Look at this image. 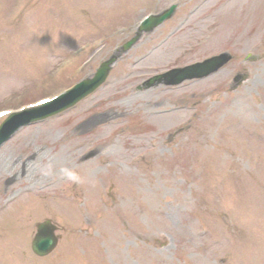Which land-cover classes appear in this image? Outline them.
Instances as JSON below:
<instances>
[{
	"label": "rangeland",
	"instance_id": "obj_1",
	"mask_svg": "<svg viewBox=\"0 0 264 264\" xmlns=\"http://www.w3.org/2000/svg\"><path fill=\"white\" fill-rule=\"evenodd\" d=\"M172 4L174 17L122 55L102 88L0 148L13 171L0 177V264H264V0H0V111L92 76ZM221 53L232 61L207 79L142 88ZM62 161L92 165L60 171ZM84 176L100 182L99 198L74 191ZM70 202L79 225L59 211ZM45 220L60 242L38 259L30 244ZM109 225L119 238L107 244Z\"/></svg>",
	"mask_w": 264,
	"mask_h": 264
},
{
	"label": "water",
	"instance_id": "obj_2",
	"mask_svg": "<svg viewBox=\"0 0 264 264\" xmlns=\"http://www.w3.org/2000/svg\"><path fill=\"white\" fill-rule=\"evenodd\" d=\"M170 15L171 13H169L168 15L165 14L157 18L155 21L148 23L144 29V32L146 33L151 32L164 20L168 19ZM139 37L140 35L137 36L134 40H132L131 43H129L126 46L124 52L129 50L137 42ZM116 59L117 58H113L108 64H106L102 69H100L98 73L95 75L94 80L92 81L88 80L83 85L77 87L73 91V93L68 95L61 102H58L56 104L55 109L34 117H27V118L21 116H14L17 118L12 117L13 119L7 121L0 129V144L6 139H8L20 127L30 122H35L50 117L52 115H55L71 107L76 102L81 100L84 96L93 92L106 80ZM229 59L230 58L227 55H221L217 58H214L211 61L205 62L204 64L191 66L182 70H177L175 72H172L171 74L165 76L164 78L170 79L167 84H180L181 82L186 80L200 79L216 72L218 69L224 66L229 61ZM159 80L160 78L156 80H151L147 83V85L151 86L155 81H159ZM54 246H55V240L50 232L49 225L48 224L40 225L38 227V235L32 247L33 251L35 252V254L39 256H45L54 248Z\"/></svg>",
	"mask_w": 264,
	"mask_h": 264
},
{
	"label": "bare ground",
	"instance_id": "obj_3",
	"mask_svg": "<svg viewBox=\"0 0 264 264\" xmlns=\"http://www.w3.org/2000/svg\"><path fill=\"white\" fill-rule=\"evenodd\" d=\"M135 104L138 105V101ZM113 107H112L113 109H123L121 107V103L120 102L119 103H115L113 105ZM97 121H98V118L97 117H94L91 120V122H97ZM111 127L112 126H106L105 129H100L98 131L99 132L98 133V138H101L102 136H104V134H108L109 135V131H110V128ZM105 143H106V141L101 142L100 144L101 145H104ZM62 153L63 152H58L57 156L60 157ZM6 155H7L6 153H3L0 156V177L3 174L8 176L10 174V172L12 171L10 169V167H9L8 162H7V159H6L7 156ZM41 161H43V160H41ZM32 162L34 163L33 164L34 165V169L36 170V166H37L36 165V161H32ZM79 162H82V161H79ZM91 165H92V163H85V164H80V166H76L72 162H69V163H66V166H65L64 163H63V161L59 163L60 171H62L63 169L64 170L66 169V170L73 171V172H81V170H83L85 168H88ZM36 172H38V169L36 170ZM43 172H44L45 175H54V174L58 173V172H53V171H48V170H45ZM28 173H30V171H28ZM61 177H62V172H59L58 173V180H56V181H59V182L62 181V178ZM28 178H30V177H28ZM113 180L116 181L115 177H114ZM25 188L28 189V190H30V191H32L31 189H33V186L30 185V184H26V186L24 187V189ZM74 191H76L77 193H79L78 196L99 198L101 196L102 189H101L100 182H98L97 180H95L93 178H89V177H85L84 176L82 179H80L79 184H78V186L76 187V189ZM124 191L127 192V190H124ZM40 203L42 205H45L46 202H44V203L40 202ZM94 203H95V205L97 207L100 204L99 201H97V200H95ZM46 206L48 207L47 209L50 210L49 205H46ZM58 206L60 207V210L59 211L62 213V216L64 218H66V219H69V223L73 222V224H78V225L80 224V221H79L80 220V216L77 213V211L74 210L75 208L71 207L72 206L71 205V202L69 204H66L65 206H62L61 204H58ZM36 209L37 210H40L38 207H36ZM33 210H34V208L32 207V211ZM101 210H102L101 208L95 209L94 212H92V215L95 216V217H100L101 214H102V211ZM24 215L25 214L17 213L16 214V220L17 221H21L22 218L24 217ZM90 227H91V224H90ZM111 230H112V225H109V231L107 232L109 237H105L104 236L103 239H102L107 244L108 243H114L119 238V233L116 232V230L113 233ZM113 234H114V236H113ZM97 240H100V237L99 236L97 238H87V239H84L83 241L80 239L79 241L82 242L85 245L87 242L96 243ZM76 246L77 245H75V247Z\"/></svg>",
	"mask_w": 264,
	"mask_h": 264
},
{
	"label": "snow or ice",
	"instance_id": "obj_4",
	"mask_svg": "<svg viewBox=\"0 0 264 264\" xmlns=\"http://www.w3.org/2000/svg\"><path fill=\"white\" fill-rule=\"evenodd\" d=\"M42 103H47L46 101H42Z\"/></svg>",
	"mask_w": 264,
	"mask_h": 264
}]
</instances>
